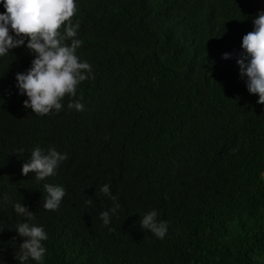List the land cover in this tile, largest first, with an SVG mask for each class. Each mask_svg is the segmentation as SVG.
<instances>
[{
    "label": "trees",
    "instance_id": "trees-1",
    "mask_svg": "<svg viewBox=\"0 0 264 264\" xmlns=\"http://www.w3.org/2000/svg\"><path fill=\"white\" fill-rule=\"evenodd\" d=\"M260 9L264 0H78V55L93 67L77 89L83 111L68 96L59 112L25 108L15 74L34 54L0 57V197L45 226L44 264H264V105L237 63ZM53 145L68 153L47 178L66 189L58 210L21 170L35 146ZM105 183L121 204L109 225ZM153 208L169 222L163 239L140 226ZM22 219L0 202V264H19Z\"/></svg>",
    "mask_w": 264,
    "mask_h": 264
},
{
    "label": "clouds",
    "instance_id": "clouds-1",
    "mask_svg": "<svg viewBox=\"0 0 264 264\" xmlns=\"http://www.w3.org/2000/svg\"><path fill=\"white\" fill-rule=\"evenodd\" d=\"M5 9L0 11V57H4L20 46H25L34 54L31 66L26 71L15 74V88L23 100L25 108L45 115L64 108V98L69 99L67 107L84 110L82 96L77 98V89L81 82L93 74V67L87 60H82L78 49L84 41L79 36L81 22L73 20L78 11V0H0ZM242 52L237 56L240 75L246 81L249 93L257 94L256 103L264 105V9L258 10L253 17V29L242 37ZM233 53L225 52L227 59ZM30 157L22 164V173L35 174L44 181L47 193L44 208L58 210L66 194L64 186L47 182L55 175L61 163L68 158V153L53 146L47 148L35 146ZM100 191L113 201V205L100 213L104 225L111 224L114 215H119L121 204L113 194L109 183L101 186ZM0 202L11 204L23 219L15 230L22 237L15 258L19 264H26L30 259L37 264H44L48 249L45 241L49 234L45 226L36 219L22 200H14L5 193ZM93 205L92 198L85 201ZM140 226L150 230L163 239L169 230V222L159 219V211L153 208L143 214ZM4 227H0L3 230Z\"/></svg>",
    "mask_w": 264,
    "mask_h": 264
}]
</instances>
